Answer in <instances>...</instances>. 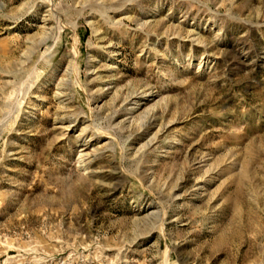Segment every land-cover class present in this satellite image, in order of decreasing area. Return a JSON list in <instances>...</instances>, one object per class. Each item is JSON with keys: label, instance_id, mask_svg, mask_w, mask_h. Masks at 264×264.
Instances as JSON below:
<instances>
[{"label": "rangeland", "instance_id": "374dc122", "mask_svg": "<svg viewBox=\"0 0 264 264\" xmlns=\"http://www.w3.org/2000/svg\"><path fill=\"white\" fill-rule=\"evenodd\" d=\"M0 264H264V0H0Z\"/></svg>", "mask_w": 264, "mask_h": 264}]
</instances>
